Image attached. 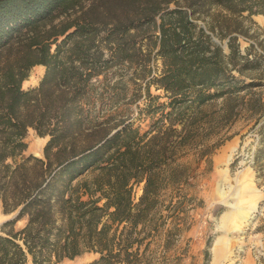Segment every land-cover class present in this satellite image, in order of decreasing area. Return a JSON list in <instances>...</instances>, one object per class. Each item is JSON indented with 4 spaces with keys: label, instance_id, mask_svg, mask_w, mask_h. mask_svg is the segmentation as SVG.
I'll return each mask as SVG.
<instances>
[{
    "label": "trees",
    "instance_id": "trees-1",
    "mask_svg": "<svg viewBox=\"0 0 264 264\" xmlns=\"http://www.w3.org/2000/svg\"><path fill=\"white\" fill-rule=\"evenodd\" d=\"M254 15L264 16V0H0V206L19 209L1 224L0 264L86 252L98 254L86 264H144L161 191L185 182L177 159L205 107L222 99L225 120L240 107L264 114L260 95H239L253 85L240 76L263 69L238 42ZM35 65L42 78L23 89ZM122 66L143 82L144 131L94 110L105 95L119 98ZM261 127L254 163L264 157ZM29 128L47 137L42 157L25 155Z\"/></svg>",
    "mask_w": 264,
    "mask_h": 264
},
{
    "label": "rangeland",
    "instance_id": "rangeland-1",
    "mask_svg": "<svg viewBox=\"0 0 264 264\" xmlns=\"http://www.w3.org/2000/svg\"><path fill=\"white\" fill-rule=\"evenodd\" d=\"M252 19L255 23L247 24L249 25L247 35L246 37L240 36L238 42L241 52L246 53L250 60L261 61L263 69L246 70L240 76L244 83L252 82L253 85L239 95H244L246 99L250 95H260L264 101V23L259 17H252ZM223 46L225 47V44ZM156 65L153 70L158 74L159 60ZM115 71L114 78L122 77V86L117 87L116 97L119 96V98L115 102L105 95L102 100L97 101L94 110L103 116L108 114H115L117 117L130 116L135 125L139 124L142 131L146 130L147 120L137 119V112L140 107H143V95H146L143 82H135L132 79L133 70L130 67H118ZM43 73L42 65L32 67L28 78L22 83V88L37 86ZM122 87L124 89H121ZM150 92L151 95L160 96V101H165L163 97L165 93L161 88L152 85ZM222 101L218 99L205 107L206 116L200 118L199 122L202 123L196 132L197 138L180 151L177 164L184 169L186 180L180 185H168L161 191L160 205L154 220L157 229L152 230L153 237L147 238L141 248L143 250L148 241L149 244L144 250V264H223V262L264 264V212L263 215L256 212L260 211L259 207H264V157L254 163L259 139L263 135L261 125L264 122V114L257 116L240 107L235 118L225 120ZM45 139L47 137H39L32 128H29L25 137L27 143L25 155L33 154L42 157ZM223 145H228L227 150L235 146L230 157V166L234 171L244 167L254 170L255 191L261 193L262 199L250 219L255 222V227L252 230L251 226H248L245 230L247 234L258 231L261 235L255 234L258 239L252 246L248 244L231 245L230 259L219 261L212 259L210 251L216 234H214V228L217 217L222 212L223 206L208 203L209 192L205 185L211 168L209 162ZM141 187L142 184L135 185L134 201H137L140 196ZM13 214H4L0 206V227L5 220L12 218ZM24 223L25 219L18 220L15 229L21 228ZM207 246L209 255L206 258L204 250ZM97 257V253L86 252L74 259H65L59 264H86ZM26 264L31 263L29 261Z\"/></svg>",
    "mask_w": 264,
    "mask_h": 264
},
{
    "label": "crops",
    "instance_id": "crops-1",
    "mask_svg": "<svg viewBox=\"0 0 264 264\" xmlns=\"http://www.w3.org/2000/svg\"><path fill=\"white\" fill-rule=\"evenodd\" d=\"M253 17H259L264 23L263 15H254ZM227 146L223 145L218 153L211 158L209 162L211 168L205 185L209 192L208 203L223 206L222 212L217 217L214 228V234H216L210 251L212 259L219 261L230 259L231 245L248 244L252 246L258 239L255 234L261 235L258 231L247 234L245 230L248 226H251L252 230L255 227V222L250 219L262 199L261 193L255 191L254 170L244 167L234 171L230 166V157L235 146L229 148V152H227ZM223 264L227 263L223 262Z\"/></svg>",
    "mask_w": 264,
    "mask_h": 264
},
{
    "label": "built area",
    "instance_id": "built-area-1",
    "mask_svg": "<svg viewBox=\"0 0 264 264\" xmlns=\"http://www.w3.org/2000/svg\"><path fill=\"white\" fill-rule=\"evenodd\" d=\"M259 210L260 211H256L258 214H260V215H263V212H264V207L263 206H261V207H259Z\"/></svg>",
    "mask_w": 264,
    "mask_h": 264
},
{
    "label": "water",
    "instance_id": "water-1",
    "mask_svg": "<svg viewBox=\"0 0 264 264\" xmlns=\"http://www.w3.org/2000/svg\"><path fill=\"white\" fill-rule=\"evenodd\" d=\"M18 211H19V209H17V210L14 212L12 218L15 217V216L17 215Z\"/></svg>",
    "mask_w": 264,
    "mask_h": 264
}]
</instances>
